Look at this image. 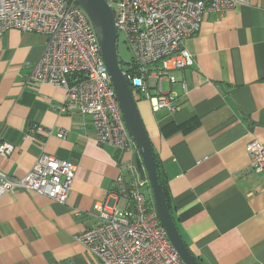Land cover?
I'll list each match as a JSON object with an SVG mask.
<instances>
[{
  "label": "crops",
  "instance_id": "1",
  "mask_svg": "<svg viewBox=\"0 0 264 264\" xmlns=\"http://www.w3.org/2000/svg\"><path fill=\"white\" fill-rule=\"evenodd\" d=\"M45 42L14 29L0 37V141L14 147L0 157V172L20 178L43 152L73 162L75 176L65 204L34 193L0 195V264H89L93 256L74 237L95 224L96 206H127L113 190L119 156L95 141L90 119L52 110L64 101L62 89L25 83ZM184 48L193 64L160 84L176 100L174 113L154 112L134 96L170 214L200 264H264V170L253 171L247 151L264 144V0L205 14ZM147 83L155 95V79ZM35 125L52 134L26 138ZM145 190L152 202L148 183Z\"/></svg>",
  "mask_w": 264,
  "mask_h": 264
},
{
  "label": "built area",
  "instance_id": "2",
  "mask_svg": "<svg viewBox=\"0 0 264 264\" xmlns=\"http://www.w3.org/2000/svg\"><path fill=\"white\" fill-rule=\"evenodd\" d=\"M247 1L105 0L115 16L117 37L120 35L127 45L135 67L125 76L154 112L165 109L172 114L177 110L175 98L163 94L160 84L175 81L170 71L193 64L184 43L200 30L204 15H222ZM12 29L46 38L43 53L25 83L62 89L64 101L51 106L52 110L87 116L95 141L119 156L113 190L127 206H96L92 214L95 224L74 237L93 256L89 264H184L146 196L147 180H140L135 164L137 147L125 128L96 35L83 10L72 0H0V37ZM151 77L157 85L155 95L149 93L147 81ZM35 132L52 134L35 125L25 137H34ZM55 136L61 139L65 132L58 131ZM13 151L11 144L0 141L1 158ZM247 151L253 171H263L264 144L252 143ZM75 171L73 162L42 152L20 178L0 172V195L34 193L65 204Z\"/></svg>",
  "mask_w": 264,
  "mask_h": 264
},
{
  "label": "water",
  "instance_id": "3",
  "mask_svg": "<svg viewBox=\"0 0 264 264\" xmlns=\"http://www.w3.org/2000/svg\"><path fill=\"white\" fill-rule=\"evenodd\" d=\"M72 1L83 10L93 27L125 128L138 150L135 164L140 180H147L149 183L158 221L182 262L200 264L184 244L169 212L162 186L158 182L153 148L140 118L133 92L117 57L114 13L105 0Z\"/></svg>",
  "mask_w": 264,
  "mask_h": 264
},
{
  "label": "trees",
  "instance_id": "4",
  "mask_svg": "<svg viewBox=\"0 0 264 264\" xmlns=\"http://www.w3.org/2000/svg\"><path fill=\"white\" fill-rule=\"evenodd\" d=\"M120 64V62H119ZM120 68L122 69V71L125 73V75H129V74H132L135 67L133 66L132 62L130 61L128 64H127V68L125 69L124 67H121ZM127 78V77H126ZM128 81V84L131 88V90L133 89L132 86H131V82L129 79H127ZM153 156H154V163H155V166H156V172H157V177H158V182L159 184L162 186V190H163V193H164V197H165V200H166V203H167V206H168V209L170 211V205H169V199H168V193H167V189H166V186H165V181H164V178L162 176V172H161V166L156 158V156L154 155L153 153ZM171 213V211H170Z\"/></svg>",
  "mask_w": 264,
  "mask_h": 264
},
{
  "label": "rangeland",
  "instance_id": "5",
  "mask_svg": "<svg viewBox=\"0 0 264 264\" xmlns=\"http://www.w3.org/2000/svg\"><path fill=\"white\" fill-rule=\"evenodd\" d=\"M116 50H117V57H118V60L120 62V66L124 67L126 69L127 64L131 61L132 56H131V53H130L127 45L124 43V41L120 35L117 37V40H116ZM132 92H134L133 96H137L136 89H132ZM138 94H140V96H142L141 93L138 92Z\"/></svg>",
  "mask_w": 264,
  "mask_h": 264
}]
</instances>
